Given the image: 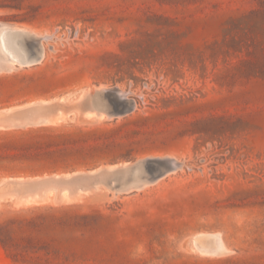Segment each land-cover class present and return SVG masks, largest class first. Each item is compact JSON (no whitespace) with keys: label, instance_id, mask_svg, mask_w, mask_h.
I'll list each match as a JSON object with an SVG mask.
<instances>
[{"label":"rangeland","instance_id":"obj_1","mask_svg":"<svg viewBox=\"0 0 264 264\" xmlns=\"http://www.w3.org/2000/svg\"><path fill=\"white\" fill-rule=\"evenodd\" d=\"M0 264H264V0H0Z\"/></svg>","mask_w":264,"mask_h":264},{"label":"bare ground","instance_id":"obj_2","mask_svg":"<svg viewBox=\"0 0 264 264\" xmlns=\"http://www.w3.org/2000/svg\"><path fill=\"white\" fill-rule=\"evenodd\" d=\"M25 32V31H24ZM37 35V34H36ZM39 35V34H38ZM43 35H45V34H43ZM47 35V34H46ZM48 35H50V34H48ZM51 36V35H50ZM49 36V37H50ZM33 37V36H32ZM43 37V36H42ZM2 38H3V34H2ZM31 38V37H30ZM39 38V37H38ZM44 38V37H43ZM34 39V38H33ZM44 41V40H43ZM45 41H48V38H47V40H45ZM40 42H41V39H40ZM39 41H38V55H39V60H40V58H42L41 56L43 55V49H44V47H42L41 48V43H40ZM44 42H42V44H43ZM42 46H44V45H42ZM31 48V47H30ZM33 50H34V48H33ZM37 51V50H36ZM35 52V51H34ZM37 53V52H36ZM28 56V55H27ZM12 58L14 59V60H18L16 57H14V56H12ZM28 58V57H27ZM28 60L29 59H27V60H25V62H28ZM32 60H34V59H32ZM30 62V61H29ZM102 89L104 90V89H106V87H102ZM99 92V91H98ZM100 93H102V91L100 90ZM100 95H102V94H100ZM114 110V109H113ZM120 112V111H119ZM101 113V112H100ZM101 114H103V113H101ZM100 114V115H101ZM106 114V113H105ZM156 157H159L160 158V156H156ZM156 157H154L155 159H157ZM162 157V156H161ZM169 157V156H168ZM171 157V156H170ZM153 158V157H152ZM153 158V159H154ZM172 158V157H171ZM175 158V157H174ZM141 159V158H140ZM153 159H150L149 157H143V159H142V161H143V163H142V165H143V167H144V164H145V166L148 168V170L149 171H153V169H154V172H152L151 174V176H154V177H158L159 175H161V174H163L165 171H166V173H167V171H170L171 169H174L175 167H176V163H175V161H172L171 159L169 160V163L167 164V165H165V166H161L162 168H160V169H158V170H156L155 168H156V165H154V163L152 162V160ZM176 160H177V158H175ZM138 161V160H137ZM133 164V162H130V164ZM138 163H139V161H138ZM137 163V164H138ZM127 165L129 164V163H126ZM135 164V163H134ZM136 164V165H137ZM159 164V163H158ZM124 166H125V164H123ZM121 166V167H124V166ZM127 165L125 166V167H127ZM111 167V166H110ZM124 167V168H125ZM160 167V166H159ZM109 168V167H108ZM120 167H118V169H119ZM158 168V167H157ZM122 169V168H121ZM163 169V170H162ZM120 170V169H119ZM127 170V169H126ZM131 170V169H130ZM156 170V171H155ZM108 171H111L110 170V168L108 169ZM129 171V170H128ZM135 171V170H134ZM149 171H148V173H149ZM120 173H122V172H120ZM124 173V172H123ZM136 173V172H135ZM125 174H128V173H125ZM132 174V173H131ZM148 175V174H147ZM149 176H150V174H149ZM150 176V177H151ZM131 177V176H130ZM159 178V177H158ZM151 179V178H150ZM154 179V181H155V178H153ZM137 180H138V178H137ZM149 180V179H148ZM133 181H134V179H133ZM150 181H152V180H150ZM123 182H125L124 180H123ZM155 182H157V181H155ZM121 184H122V182H120ZM121 184H119V185H121ZM119 185H118V187H119ZM150 185H151V182H150ZM122 186V185H121ZM120 186V187H121ZM125 186V185H124ZM118 187H116V189L118 188ZM123 187V186H122ZM123 189H124V187H123ZM140 189H142V188H140ZM125 190V189H124ZM129 190V189H128ZM135 190H137L136 188H135ZM131 191V190H130ZM132 191H133V189H132ZM125 192V191H124ZM129 192V191H128Z\"/></svg>","mask_w":264,"mask_h":264},{"label":"water","instance_id":"obj_3","mask_svg":"<svg viewBox=\"0 0 264 264\" xmlns=\"http://www.w3.org/2000/svg\"><path fill=\"white\" fill-rule=\"evenodd\" d=\"M39 58V56L38 55H36L35 57H34V59H38Z\"/></svg>","mask_w":264,"mask_h":264}]
</instances>
